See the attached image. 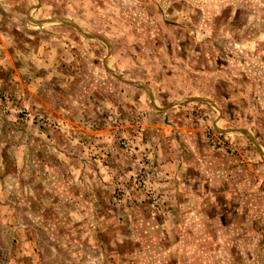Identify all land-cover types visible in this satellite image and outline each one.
<instances>
[{"label": "rangeland", "instance_id": "obj_1", "mask_svg": "<svg viewBox=\"0 0 264 264\" xmlns=\"http://www.w3.org/2000/svg\"><path fill=\"white\" fill-rule=\"evenodd\" d=\"M0 264H264V0H0Z\"/></svg>", "mask_w": 264, "mask_h": 264}]
</instances>
